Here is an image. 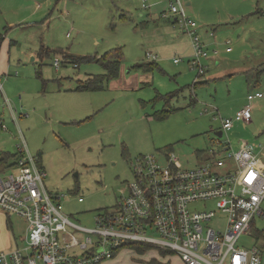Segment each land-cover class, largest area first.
<instances>
[{"label":"rangeland","instance_id":"1","mask_svg":"<svg viewBox=\"0 0 264 264\" xmlns=\"http://www.w3.org/2000/svg\"><path fill=\"white\" fill-rule=\"evenodd\" d=\"M171 4L196 26L169 13ZM192 30L208 53L200 76L187 62ZM113 49L122 53L117 77L98 91H75L78 80L105 73L83 58ZM151 61L152 71L132 68ZM0 84V151L23 148L36 158L47 192L63 194V211L93 228L97 211L127 193L136 157L163 161L171 152L193 167L205 164L217 142L264 146V0H0ZM255 91L263 96L248 101ZM169 94L174 112L155 119L164 106L158 97ZM246 105L250 121L218 136L219 117L233 118ZM13 162L0 164V177L15 172ZM10 219V238L23 237L26 222ZM255 227L261 236L252 228L240 243L256 245L264 264V215ZM96 264L184 263L175 253L122 248Z\"/></svg>","mask_w":264,"mask_h":264},{"label":"built area","instance_id":"2","mask_svg":"<svg viewBox=\"0 0 264 264\" xmlns=\"http://www.w3.org/2000/svg\"><path fill=\"white\" fill-rule=\"evenodd\" d=\"M169 13L180 14L189 28L196 26L173 4ZM190 34L193 55L187 62L201 75L208 53L194 30ZM262 96L255 91L247 99ZM250 119L249 105L233 118L219 117L221 135L235 121ZM0 127L5 128L1 121ZM257 146L242 142L235 149L230 142H217L205 164L193 167H182L171 152L163 161L154 155L136 157L130 162L133 181L127 193L113 208L97 211L93 228L63 211L64 195L47 192L46 171L19 148L15 172L0 177V210L23 219L26 233L21 246L0 250V264H96L137 243L175 253L184 264H261L260 249L240 243L255 217L264 215V146ZM206 202L212 205L205 207ZM197 203L203 206L195 208Z\"/></svg>","mask_w":264,"mask_h":264},{"label":"trees","instance_id":"3","mask_svg":"<svg viewBox=\"0 0 264 264\" xmlns=\"http://www.w3.org/2000/svg\"><path fill=\"white\" fill-rule=\"evenodd\" d=\"M121 58H122V53H121L120 49H113L112 51L106 53L104 57H100V58H95V59L89 58V57L83 58L86 61H92L93 60V61L98 62L100 64V66L105 70V73L104 74H97V75H93V76L90 75L85 80H79L76 87H75V90H77V91H98V90L102 89L103 83L105 80L108 81L110 79H113V78L117 77V75L119 74ZM156 66H157V64L155 63V61H151V62L136 63V64H134V66L132 68L136 69V70L148 72V71H152ZM171 96H172V94L158 97V99H162L164 101V106H163V108L153 112L152 116L155 119L164 120L172 112H174L175 109L169 106L170 105L169 99L171 98ZM18 155H19L18 151H17V153H6V152L0 151V164H2V165L7 164L12 157L14 158V160H16ZM7 219H9V216H7ZM8 223H9V220H8ZM252 228L254 230H256L254 222L252 223ZM262 232L263 231L256 230L255 233L257 234V237H260ZM151 248H153V247L149 244L137 243V244H130L129 245V249H133L138 253H144L145 250L147 251ZM158 252L166 254V252H164V251H158Z\"/></svg>","mask_w":264,"mask_h":264},{"label":"crops","instance_id":"4","mask_svg":"<svg viewBox=\"0 0 264 264\" xmlns=\"http://www.w3.org/2000/svg\"><path fill=\"white\" fill-rule=\"evenodd\" d=\"M75 91H77V90H75ZM14 164H16V160H14ZM14 167H15V165H14ZM15 169H16V167H15ZM7 216L8 215H6L5 213H3L0 210V250H9L15 246H21L24 243V239H25L26 229H25V233H24L23 237H18L17 235H14L13 239L10 238L9 233H8L9 231L7 230V228H9V226H10V228L12 229L11 219H10L11 216H9V219H7ZM15 218L21 219V218L16 217V216H15ZM8 220H9V223H8ZM25 228H26V225H25ZM19 241H21L20 242L21 244L20 243L18 244Z\"/></svg>","mask_w":264,"mask_h":264},{"label":"water","instance_id":"5","mask_svg":"<svg viewBox=\"0 0 264 264\" xmlns=\"http://www.w3.org/2000/svg\"><path fill=\"white\" fill-rule=\"evenodd\" d=\"M217 135L220 136V135H221V132L219 131V132L217 133Z\"/></svg>","mask_w":264,"mask_h":264}]
</instances>
